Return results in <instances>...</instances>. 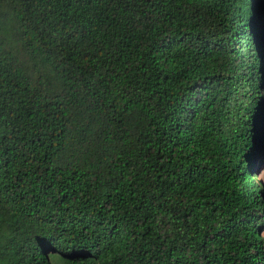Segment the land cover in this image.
<instances>
[{
  "label": "trees",
  "instance_id": "obj_1",
  "mask_svg": "<svg viewBox=\"0 0 264 264\" xmlns=\"http://www.w3.org/2000/svg\"><path fill=\"white\" fill-rule=\"evenodd\" d=\"M262 0H0V264H264Z\"/></svg>",
  "mask_w": 264,
  "mask_h": 264
},
{
  "label": "rangeland",
  "instance_id": "obj_2",
  "mask_svg": "<svg viewBox=\"0 0 264 264\" xmlns=\"http://www.w3.org/2000/svg\"><path fill=\"white\" fill-rule=\"evenodd\" d=\"M261 11L259 10L258 12V18L260 17V21H262L263 26L261 30V40H260V50L262 54V64H263V74H264V0H262V3L260 5ZM263 129H262V135H261V150L259 151V167L256 168V175H257V180L261 183L264 189V113H263ZM264 235V232H263Z\"/></svg>",
  "mask_w": 264,
  "mask_h": 264
}]
</instances>
